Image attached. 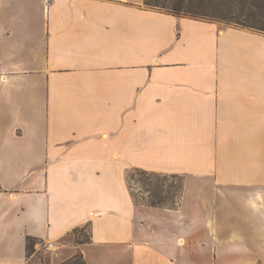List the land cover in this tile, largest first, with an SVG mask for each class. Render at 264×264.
<instances>
[{"label": "crops", "instance_id": "obj_1", "mask_svg": "<svg viewBox=\"0 0 264 264\" xmlns=\"http://www.w3.org/2000/svg\"><path fill=\"white\" fill-rule=\"evenodd\" d=\"M133 170L182 177L177 207L137 204ZM28 238L49 264H264V34L0 0V264Z\"/></svg>", "mask_w": 264, "mask_h": 264}, {"label": "trees", "instance_id": "obj_2", "mask_svg": "<svg viewBox=\"0 0 264 264\" xmlns=\"http://www.w3.org/2000/svg\"><path fill=\"white\" fill-rule=\"evenodd\" d=\"M147 8L166 11L175 16H188L193 19L205 21H219L236 27L256 31L264 34V0H144ZM145 174L149 172L137 170ZM158 175L157 173H152ZM175 178L177 176H163ZM183 184V182H182ZM183 188V185H182ZM181 188V194H182ZM181 197V195H180ZM173 204L172 200L169 204L161 196V194H153L142 203L134 200L137 204H143L155 208L174 209L179 203ZM87 230V228L83 229ZM81 230L75 231V235ZM89 237L85 239H76L79 244L88 243ZM38 241L33 238L27 240V252L30 257L34 252V246ZM64 264H86L82 255H76L72 260Z\"/></svg>", "mask_w": 264, "mask_h": 264}, {"label": "rangeland", "instance_id": "obj_3", "mask_svg": "<svg viewBox=\"0 0 264 264\" xmlns=\"http://www.w3.org/2000/svg\"><path fill=\"white\" fill-rule=\"evenodd\" d=\"M166 12V11H165ZM188 17V16H182ZM222 24H226L219 21ZM227 25V24H226ZM232 26V25H230ZM241 28V27H240ZM164 175L158 174H145L137 170H133L129 175L130 186L133 190V194L136 197V200L142 203L144 200H147L153 194H161V196L166 200L170 197L169 201L172 200L173 204H177V200L181 195L182 188V177H163ZM169 201L166 202L169 204ZM89 237L88 230H81L77 233V235H73L68 240H76V239H85ZM46 257L44 255H40V257L32 259L28 264H37V262H43L44 264H49L46 261Z\"/></svg>", "mask_w": 264, "mask_h": 264}, {"label": "built area", "instance_id": "obj_4", "mask_svg": "<svg viewBox=\"0 0 264 264\" xmlns=\"http://www.w3.org/2000/svg\"><path fill=\"white\" fill-rule=\"evenodd\" d=\"M60 247L56 243H42L37 242L34 246L33 254L28 257V262L32 259L40 257V255H45L47 253H57L59 252ZM37 264H44L42 261L37 262Z\"/></svg>", "mask_w": 264, "mask_h": 264}]
</instances>
